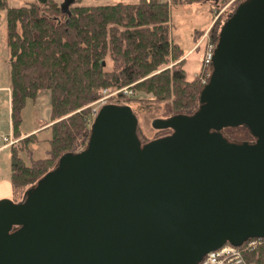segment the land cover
Listing matches in <instances>:
<instances>
[{
    "label": "water",
    "instance_id": "1",
    "mask_svg": "<svg viewBox=\"0 0 264 264\" xmlns=\"http://www.w3.org/2000/svg\"><path fill=\"white\" fill-rule=\"evenodd\" d=\"M210 66L192 113L152 119L170 133L142 142L130 105L106 102L84 148L0 199V264H199L264 238V0L238 1Z\"/></svg>",
    "mask_w": 264,
    "mask_h": 264
},
{
    "label": "trees",
    "instance_id": "2",
    "mask_svg": "<svg viewBox=\"0 0 264 264\" xmlns=\"http://www.w3.org/2000/svg\"><path fill=\"white\" fill-rule=\"evenodd\" d=\"M0 8H6L11 133L17 139L9 145L15 195L35 184L61 155L85 147L90 134L88 104L103 88L133 83L134 90L150 93H119L109 98V102L130 105L142 142L152 138L140 133L141 113L154 109L156 116L165 118L192 113L198 104L204 84L201 71L188 78L184 58L178 60L184 49L170 38L168 0L78 2L67 11L61 10L57 0L17 6L0 0ZM221 22L211 28L214 41ZM43 90L49 92L50 124L35 133L24 132L22 110L27 103L34 105ZM224 131L237 141L252 139L244 126ZM165 133L161 130L153 138ZM39 142L47 143V155L35 158L33 145ZM260 240L245 252L246 260L264 264V238Z\"/></svg>",
    "mask_w": 264,
    "mask_h": 264
},
{
    "label": "rangeland",
    "instance_id": "3",
    "mask_svg": "<svg viewBox=\"0 0 264 264\" xmlns=\"http://www.w3.org/2000/svg\"><path fill=\"white\" fill-rule=\"evenodd\" d=\"M30 1L34 0H7L9 5L15 6L23 5ZM57 1L61 3L63 0ZM115 1L118 0H72L70 4L78 2L82 4H97ZM121 1L133 2L136 0ZM168 1L170 2V38L184 49V54L178 60L184 58V67L186 69L188 78H191L197 72L201 71L202 79V75L206 69L202 64L203 51L205 45H207L208 39V42L214 41L211 37V28L215 22L218 20L221 22L228 16L235 8L239 0H202L197 2H185L182 0L177 2H172L170 0ZM61 10L64 11L63 8H61ZM205 32H207L208 39L206 37L202 40V36ZM199 41L201 43H199ZM8 55L9 51L7 46L6 8H0V199L8 198L17 201L21 199L23 193H21V195H15L11 186L10 178L11 151L9 145L16 142L17 139L13 138L11 133L12 127L10 116V97L9 90L7 89L9 84V64L7 62ZM174 62L175 60L170 61V63H168L166 66H171ZM132 84L133 83L124 85L128 86L127 88L129 90H132L131 93L128 94L150 95V93H145L136 89L134 90ZM114 89L117 88H103L100 96L102 94L105 95L106 93H111V91ZM111 94L112 95H110L109 98L114 97V95L119 93ZM122 94L125 95V93ZM118 97L122 96H116V98ZM49 99V92L47 90H43L38 95L34 105H29L28 103L25 105L22 110L21 123V128L24 132L35 133L50 124ZM157 114L158 113L152 109L151 112L141 113L139 118L140 133L144 134L148 138L153 139L154 135L161 131L154 129L151 126L152 119L159 117L156 116ZM91 118L92 116L90 114L89 124L92 122ZM39 136L42 137L43 133L40 132ZM47 149L48 145L46 142L36 143L33 145V156L35 158L44 157L47 155ZM249 241H251V239ZM260 242V239L259 241L256 240L253 247H256L257 244L259 245ZM247 250L245 252H247ZM249 262L256 264L254 261Z\"/></svg>",
    "mask_w": 264,
    "mask_h": 264
},
{
    "label": "built area",
    "instance_id": "4",
    "mask_svg": "<svg viewBox=\"0 0 264 264\" xmlns=\"http://www.w3.org/2000/svg\"><path fill=\"white\" fill-rule=\"evenodd\" d=\"M208 35L207 32H205L202 36V40L205 39ZM209 40V39H208ZM207 40V45H205L203 55H202V64L206 68L204 71V74L202 75V82L205 83L208 79V76L210 74L211 70V59L212 54L214 50V46L216 41H209ZM199 43H201L199 41ZM200 45V44H199ZM128 86H122L120 88L114 89L111 91V93H131V89L129 90L127 88ZM108 92V91H107ZM111 93H106L105 95L102 94L100 97H97L92 102H90L88 105L91 107V120L93 121L96 113L98 112V109L100 106L106 102H109L108 98ZM92 123V122H91ZM260 238H254L251 239V241H246L241 246H234L232 244L226 243L220 248L208 252L204 258L200 261L199 264H252L248 260H246L245 251L255 245V241H259Z\"/></svg>",
    "mask_w": 264,
    "mask_h": 264
},
{
    "label": "flooded vegetation",
    "instance_id": "5",
    "mask_svg": "<svg viewBox=\"0 0 264 264\" xmlns=\"http://www.w3.org/2000/svg\"><path fill=\"white\" fill-rule=\"evenodd\" d=\"M165 131H168V133H170L171 131L168 129V130H165ZM168 133H165V134H163V135H166V134H168ZM163 135H161V136H163ZM253 139V138H252ZM252 139H250V140H252Z\"/></svg>",
    "mask_w": 264,
    "mask_h": 264
},
{
    "label": "crops",
    "instance_id": "6",
    "mask_svg": "<svg viewBox=\"0 0 264 264\" xmlns=\"http://www.w3.org/2000/svg\"><path fill=\"white\" fill-rule=\"evenodd\" d=\"M7 89L9 90V97H10V87H9V84L7 86ZM9 100H10V98H9Z\"/></svg>",
    "mask_w": 264,
    "mask_h": 264
}]
</instances>
